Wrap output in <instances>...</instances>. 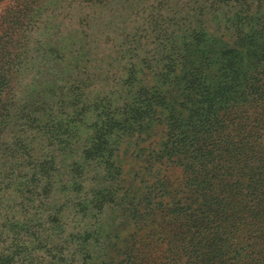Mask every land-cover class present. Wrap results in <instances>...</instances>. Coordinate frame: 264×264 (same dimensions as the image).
I'll use <instances>...</instances> for the list:
<instances>
[{"label": "rangeland", "instance_id": "rangeland-1", "mask_svg": "<svg viewBox=\"0 0 264 264\" xmlns=\"http://www.w3.org/2000/svg\"><path fill=\"white\" fill-rule=\"evenodd\" d=\"M237 12L226 0H0L2 45L19 64L0 105L5 252L23 264L133 263L145 205L171 204L189 146L234 102L232 66L250 67L252 46L264 47V30L215 42ZM199 35L209 41L193 46ZM182 42L160 109L158 74ZM152 104L148 119L129 115ZM162 243L160 264L175 241Z\"/></svg>", "mask_w": 264, "mask_h": 264}, {"label": "trees", "instance_id": "trees-1", "mask_svg": "<svg viewBox=\"0 0 264 264\" xmlns=\"http://www.w3.org/2000/svg\"><path fill=\"white\" fill-rule=\"evenodd\" d=\"M226 1L238 11L233 18L234 32L218 40L214 38L215 42L239 40L253 36L256 30H264V0ZM11 28L14 33L15 28ZM195 40L193 46L209 41L202 36ZM0 41L1 105L10 75L19 64L11 60L10 50L2 45L4 38ZM179 45L176 58L163 56V61L169 60L158 74L159 92L153 97L154 105L160 109L165 100L161 91L171 89L187 43ZM252 47L257 48L254 64L247 68L243 63L232 66L234 102L216 126L204 127L189 146L184 169L188 172L183 177L184 183L175 185L171 204H160L159 213L153 212L151 204L145 205L140 221L141 230L145 231L133 239L132 248L140 253H130L132 264H160L164 240H174L181 246L174 248L175 243L174 246L169 243L168 261L163 264H264V47ZM15 50L16 46L13 53ZM154 105L150 109L131 110L129 115L135 122H141L155 115ZM159 133L161 139L166 138L162 128ZM101 145L102 140H98L92 146V159L103 152ZM171 163L176 165L177 159ZM106 169L112 172V165L108 163ZM188 236L193 237L188 245L192 252L184 247ZM0 239V264H23L15 253L4 251L1 235Z\"/></svg>", "mask_w": 264, "mask_h": 264}]
</instances>
